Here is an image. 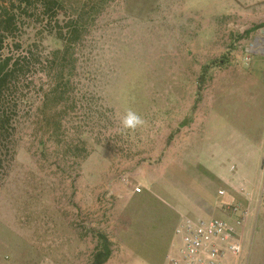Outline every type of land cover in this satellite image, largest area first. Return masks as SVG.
Wrapping results in <instances>:
<instances>
[{
  "label": "rangeland",
  "instance_id": "obj_1",
  "mask_svg": "<svg viewBox=\"0 0 264 264\" xmlns=\"http://www.w3.org/2000/svg\"><path fill=\"white\" fill-rule=\"evenodd\" d=\"M57 1L53 19L14 8L5 41L25 59L0 105L14 128L0 137V264H90L99 236L105 264H165L172 212L196 197L197 133L224 161L247 157L241 137L264 125V0ZM227 197L221 211L240 204ZM251 198L237 264H264V196Z\"/></svg>",
  "mask_w": 264,
  "mask_h": 264
},
{
  "label": "crops",
  "instance_id": "obj_2",
  "mask_svg": "<svg viewBox=\"0 0 264 264\" xmlns=\"http://www.w3.org/2000/svg\"><path fill=\"white\" fill-rule=\"evenodd\" d=\"M254 40V50H256V52L261 50L259 54L264 57V32H261V36L256 37ZM256 52L254 51V54H256ZM192 136H194V134ZM207 137V132H198L196 135V165L200 170L196 173L197 176L194 177L197 180L192 181L193 184L190 185L191 190L196 192V197L192 198L193 194L188 193L191 199L186 205L179 203L178 199L175 200V203H179L180 206H186L187 210L184 212H180L179 210L172 212V222L174 224H178L180 219L185 217L195 218L203 217L204 215L210 217H215L217 215L225 216V210L222 209L223 211H221V204L216 207L217 204H215V201L218 198H223V196H229V194L231 199L235 195V201H239L243 206V201L251 200V197L257 193L260 197L264 196V125L261 132H258L257 137H255L253 141H249L247 137H241L242 145L239 149L245 148L244 144L249 149L248 156L245 158L240 157L237 159L235 157V159H232V155L227 152L224 161L218 160L217 152L220 155L221 153L223 154V150L215 141L211 142L209 139L207 140ZM205 140L207 141L208 151L204 148ZM192 142L193 139L189 135L187 144L183 143L182 145V147H185V145L187 146L186 151L188 155L192 151ZM207 152H211V155L206 157L205 153ZM200 154H202L204 158H201ZM229 159H231V161L227 163ZM187 163H189V161H187ZM230 168H234V171L231 172ZM215 181H217L219 185L216 186L217 189L214 191L212 186L215 184ZM195 184H197V187H193ZM219 191H223L224 195L219 196ZM234 191H238L239 196L236 195V192L234 194ZM244 193H246L245 196ZM195 198L196 200H194ZM158 199L165 205L169 204L170 201L172 202V200H170L167 203L166 201L160 200V198ZM150 264L152 263L150 262ZM230 264H237V260H232Z\"/></svg>",
  "mask_w": 264,
  "mask_h": 264
},
{
  "label": "built area",
  "instance_id": "obj_3",
  "mask_svg": "<svg viewBox=\"0 0 264 264\" xmlns=\"http://www.w3.org/2000/svg\"><path fill=\"white\" fill-rule=\"evenodd\" d=\"M139 189H135L139 193ZM219 196L224 192L219 191ZM225 219L181 218L174 230L175 240L165 264H230L241 252L240 231L249 216L240 204H226Z\"/></svg>",
  "mask_w": 264,
  "mask_h": 264
},
{
  "label": "trees",
  "instance_id": "obj_4",
  "mask_svg": "<svg viewBox=\"0 0 264 264\" xmlns=\"http://www.w3.org/2000/svg\"><path fill=\"white\" fill-rule=\"evenodd\" d=\"M7 4H9V7ZM14 8L18 10L17 16L25 15L31 9H39L43 16L53 19L57 16L60 5L57 0H0V105L5 100L13 80L16 79L19 73H22L20 72L21 66H19L20 59H25L24 56L15 57L4 53L5 41L13 36V33L17 30L16 15L13 13ZM75 32L73 30L68 34L58 32V37L67 46L73 43ZM15 48L17 49L19 46H15ZM9 118L5 112L0 111V137L4 134L8 135V128L11 127ZM13 129L11 127L12 131ZM0 141L2 140L0 139ZM98 239L99 248L93 255L90 264H105L111 256L108 240L104 236H99Z\"/></svg>",
  "mask_w": 264,
  "mask_h": 264
},
{
  "label": "clouds",
  "instance_id": "obj_5",
  "mask_svg": "<svg viewBox=\"0 0 264 264\" xmlns=\"http://www.w3.org/2000/svg\"><path fill=\"white\" fill-rule=\"evenodd\" d=\"M144 121L142 117L134 111L128 110L122 120L121 125L126 130H135L143 125Z\"/></svg>",
  "mask_w": 264,
  "mask_h": 264
}]
</instances>
